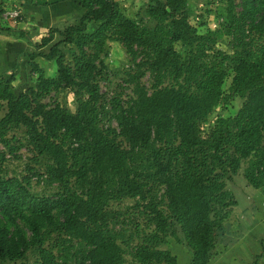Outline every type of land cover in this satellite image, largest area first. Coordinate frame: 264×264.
<instances>
[{
  "label": "trees",
  "instance_id": "16d2710c",
  "mask_svg": "<svg viewBox=\"0 0 264 264\" xmlns=\"http://www.w3.org/2000/svg\"><path fill=\"white\" fill-rule=\"evenodd\" d=\"M18 1L0 3V22L15 24L3 12ZM214 1L224 5L213 27L192 24L186 0H150L154 24L115 0H76L78 22L50 29L37 46L62 33L79 50L72 64L55 43L28 53L36 77L25 90L0 75V264H177L163 248L170 238L189 264H209L237 205L227 183L242 173L264 191V0ZM88 22L98 26L85 32ZM109 32L129 55L113 87L100 56ZM222 35L228 52L211 44ZM63 89L73 109L43 102ZM218 108L225 113L211 121ZM17 128L24 142L7 137ZM10 161H23L25 174Z\"/></svg>",
  "mask_w": 264,
  "mask_h": 264
},
{
  "label": "rangeland",
  "instance_id": "374dc122",
  "mask_svg": "<svg viewBox=\"0 0 264 264\" xmlns=\"http://www.w3.org/2000/svg\"><path fill=\"white\" fill-rule=\"evenodd\" d=\"M2 1L3 0H0V3H2ZM71 1L75 2L76 0H69L70 4H73ZM115 1L118 3L119 9L126 15L142 21L143 24L155 23L152 18L146 16V14L144 13L145 7L150 2V0ZM186 2L187 6L192 11L189 17L192 24L198 25L202 20H206L209 21V23H211L213 27L217 25V14L219 10H223V3L220 7H218V4L214 0H186ZM6 4L8 5L9 3L5 2V5ZM16 5H19V3H17ZM76 8L77 7L75 6V9H72V11H70L71 19L68 20L64 26H62L63 24H59L60 27L57 28H61L62 30H64L68 25L78 22L80 15H78L79 11ZM22 10L25 14V18L26 16L28 17V13H26L23 8ZM25 18H23V20H26ZM22 22V20L15 22V24L18 23L19 25H15L14 23L10 22L7 23L5 21L3 22V20H1L0 22V54L4 53V55H2L3 59L0 60V75L8 76L12 74L14 76L12 84L16 93L23 91L29 85H32L36 77V75L31 70V66L29 65L30 60L28 57V53L42 52L43 54H45L49 51L50 47L53 44L58 43L59 48L65 53L66 60L69 64H72L74 58L79 54V50L76 45H74L73 43H66L63 39L64 35L62 33L60 34L59 32H56L54 34V38L48 44L43 45L42 47H37L41 41L43 32H41L38 27L37 30H34L33 26L36 27V25H31L30 23H28V21H26L25 23ZM97 26L98 23L96 22H88L85 32L92 31ZM23 29L27 30V35L21 34L19 32ZM107 36L108 37L105 39L103 44L104 52H101L100 56L104 60V63L106 65L105 73L107 74L108 79H110L111 86L113 87L116 86L117 83L122 82V76L124 75L123 71L129 66V55L127 54L123 44L115 38L114 34L109 32ZM17 38L22 39V47L20 49H18L17 47L11 49L12 46L10 44ZM229 40L230 39L225 35L217 36L214 38V41H212L211 44L213 45V49L228 52L230 51ZM174 47L181 54V56L185 54V49L182 48L179 41H175ZM85 50L87 52L91 51L90 48ZM104 53H107L105 57ZM36 60L38 65L42 67L47 75L55 74L56 67L54 63L46 61L44 56L41 55ZM205 60L207 59L205 58ZM142 81L145 82L146 85H149L150 79L148 77V74L143 76ZM100 82L101 91L103 92L106 90V82ZM123 91L124 93L129 94L130 89L125 88ZM53 99L60 102V104H62L63 106L70 107L71 109L74 108V98L72 94L66 89L61 90L55 96L44 97L43 102L51 103ZM234 104H236L237 106V102H234ZM224 113L225 111H223L222 109H216L211 116V121L216 117V115ZM2 114L3 110H0V117ZM206 126H208V124L203 125L204 128H206ZM12 136H14V139L11 140H19L20 143L26 140L23 128L12 129L10 132H8L7 137L11 138ZM2 148L3 147L0 144V149ZM18 152L23 153L22 160L26 161L29 151L23 147ZM29 154L31 153L29 152ZM21 163L19 161H10L8 162V166L11 170H15L17 173L25 174V171L22 169L23 165H21ZM40 188L41 187H37L36 190L41 191L42 188ZM227 188L232 192L237 202V205H235L232 209L231 220L239 218V215L241 213L247 214L248 211H250L249 205L252 206L254 204V206L258 207L259 210L261 209V202L264 201V191L257 190L251 187L243 177L242 173L236 175L233 181L228 182ZM130 203V200H126L122 203L121 206L128 205ZM235 224L236 222L232 221L226 222L223 225V228L218 231L220 242H224V234H229V231H231V227ZM222 247V243H220L218 245V248L221 249ZM163 248L169 249L176 256L177 264H189L190 256L188 254V251L184 246L176 243L173 238H170L168 243L163 245ZM232 255L233 254L228 253L227 258L221 260L222 262H220V264H234L235 259L232 257ZM125 258L126 262L128 263L131 257L130 255L126 254ZM246 261H248V258Z\"/></svg>",
  "mask_w": 264,
  "mask_h": 264
},
{
  "label": "crops",
  "instance_id": "0c3cea01",
  "mask_svg": "<svg viewBox=\"0 0 264 264\" xmlns=\"http://www.w3.org/2000/svg\"><path fill=\"white\" fill-rule=\"evenodd\" d=\"M20 1L23 4L21 7L28 13V17L26 16V20H22V23L28 21L31 25H36V27L33 26L34 30L38 27L43 32L41 37L47 35L50 29L61 31L62 29L57 27H60L59 24L64 26L71 19L70 11L75 9V6L79 11L78 15L83 13V9L76 1H71L73 4H70L69 0ZM18 23L16 24L19 25ZM20 31L23 32L21 34L27 35V30ZM21 41V38L15 39L10 44L11 49L15 47L20 49L23 45ZM2 55L4 53L0 54V60L3 59ZM262 202L260 210L254 204L249 205L250 211L247 214L241 213L239 218L232 220L236 224L231 227L229 234H224V242L221 241L223 247L217 249V254L209 264H220L221 260L227 258L228 253L233 254L234 264H264V206ZM247 258L248 261H246Z\"/></svg>",
  "mask_w": 264,
  "mask_h": 264
},
{
  "label": "built area",
  "instance_id": "2783aa9c",
  "mask_svg": "<svg viewBox=\"0 0 264 264\" xmlns=\"http://www.w3.org/2000/svg\"><path fill=\"white\" fill-rule=\"evenodd\" d=\"M3 18L5 20H11L17 22L18 18H25V14L20 5L11 4L7 10L3 12Z\"/></svg>",
  "mask_w": 264,
  "mask_h": 264
}]
</instances>
